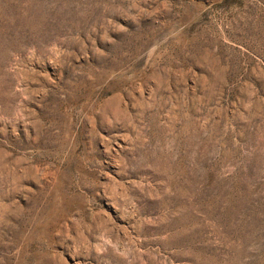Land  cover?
Listing matches in <instances>:
<instances>
[{
    "label": "rangeland",
    "instance_id": "1",
    "mask_svg": "<svg viewBox=\"0 0 264 264\" xmlns=\"http://www.w3.org/2000/svg\"><path fill=\"white\" fill-rule=\"evenodd\" d=\"M0 264H264V0H0Z\"/></svg>",
    "mask_w": 264,
    "mask_h": 264
}]
</instances>
